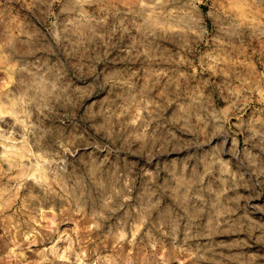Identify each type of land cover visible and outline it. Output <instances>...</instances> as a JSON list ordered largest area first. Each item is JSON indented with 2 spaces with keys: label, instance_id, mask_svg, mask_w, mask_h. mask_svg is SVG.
Here are the masks:
<instances>
[{
  "label": "clouds",
  "instance_id": "clouds-1",
  "mask_svg": "<svg viewBox=\"0 0 264 264\" xmlns=\"http://www.w3.org/2000/svg\"><path fill=\"white\" fill-rule=\"evenodd\" d=\"M264 0H0V264H264Z\"/></svg>",
  "mask_w": 264,
  "mask_h": 264
},
{
  "label": "rangeland",
  "instance_id": "rangeland-1",
  "mask_svg": "<svg viewBox=\"0 0 264 264\" xmlns=\"http://www.w3.org/2000/svg\"><path fill=\"white\" fill-rule=\"evenodd\" d=\"M255 206L257 208H264V200L257 199L256 202H255Z\"/></svg>",
  "mask_w": 264,
  "mask_h": 264
}]
</instances>
